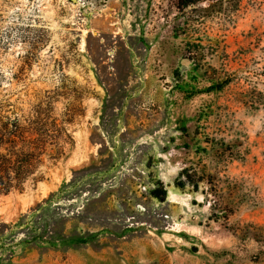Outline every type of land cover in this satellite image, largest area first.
<instances>
[{"label": "rangeland", "instance_id": "1", "mask_svg": "<svg viewBox=\"0 0 264 264\" xmlns=\"http://www.w3.org/2000/svg\"><path fill=\"white\" fill-rule=\"evenodd\" d=\"M1 106L65 134L0 264H264V0H0Z\"/></svg>", "mask_w": 264, "mask_h": 264}, {"label": "trees", "instance_id": "2", "mask_svg": "<svg viewBox=\"0 0 264 264\" xmlns=\"http://www.w3.org/2000/svg\"><path fill=\"white\" fill-rule=\"evenodd\" d=\"M230 82L223 81L217 85L222 89ZM0 107V196L12 192H23L27 181L37 183L44 179L40 168L45 164V157L59 161L64 156L61 141L64 128L57 119L46 110L39 108L33 116L19 117L2 114ZM188 169L177 180L176 186L185 189L190 185L198 189L197 179ZM160 197L164 193L156 191Z\"/></svg>", "mask_w": 264, "mask_h": 264}, {"label": "water", "instance_id": "3", "mask_svg": "<svg viewBox=\"0 0 264 264\" xmlns=\"http://www.w3.org/2000/svg\"><path fill=\"white\" fill-rule=\"evenodd\" d=\"M74 2L76 1V0H73Z\"/></svg>", "mask_w": 264, "mask_h": 264}]
</instances>
